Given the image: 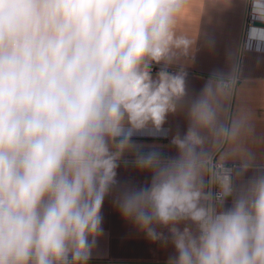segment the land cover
<instances>
[{
  "label": "clouds",
  "instance_id": "1",
  "mask_svg": "<svg viewBox=\"0 0 264 264\" xmlns=\"http://www.w3.org/2000/svg\"><path fill=\"white\" fill-rule=\"evenodd\" d=\"M187 3L0 0V264H88L126 153L151 179L115 206L150 241L171 242L166 264H264V165L221 150L242 127L222 119L237 64L188 103L174 157L133 140L166 135L184 107L187 72L169 68L194 43L178 28ZM248 4L264 25V0ZM252 50L264 51L255 24L241 44Z\"/></svg>",
  "mask_w": 264,
  "mask_h": 264
},
{
  "label": "crops",
  "instance_id": "2",
  "mask_svg": "<svg viewBox=\"0 0 264 264\" xmlns=\"http://www.w3.org/2000/svg\"><path fill=\"white\" fill-rule=\"evenodd\" d=\"M255 22L258 21H252L249 15L248 0H232L227 7L223 4L213 6L207 0H188L178 28L179 33L189 36L194 43L190 55L169 68L176 72L183 67L187 72L184 107L168 116L164 125L166 135L133 137L136 143L145 145L144 151L148 146H156L165 156L174 157L177 149L171 140L177 133L183 135L187 130L188 103L200 95L210 76L214 73L227 75L233 64H237L239 78L230 89L222 119L229 124L238 119L242 127L237 142L225 143L221 150L239 148L245 155L250 154L254 165H264V51H241L247 29ZM158 70L159 66L154 65L153 75ZM133 160L134 154L126 153L120 162L119 184L105 198L102 207L103 235L98 238L88 264H166L174 254L170 241L167 244L150 241L146 234L125 221L115 206L114 201L122 188L150 182V173L138 170ZM232 163H239V158L229 161ZM250 175L252 170L247 174ZM227 203L230 205L231 198ZM158 231L168 235L166 229L158 228Z\"/></svg>",
  "mask_w": 264,
  "mask_h": 264
},
{
  "label": "water",
  "instance_id": "3",
  "mask_svg": "<svg viewBox=\"0 0 264 264\" xmlns=\"http://www.w3.org/2000/svg\"><path fill=\"white\" fill-rule=\"evenodd\" d=\"M255 24L264 27V25L260 24L259 22H255Z\"/></svg>",
  "mask_w": 264,
  "mask_h": 264
}]
</instances>
